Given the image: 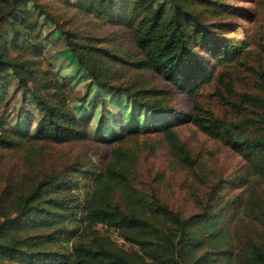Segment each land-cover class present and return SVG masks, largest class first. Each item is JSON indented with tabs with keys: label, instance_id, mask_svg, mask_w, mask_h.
<instances>
[{
	"label": "trees",
	"instance_id": "1",
	"mask_svg": "<svg viewBox=\"0 0 264 264\" xmlns=\"http://www.w3.org/2000/svg\"><path fill=\"white\" fill-rule=\"evenodd\" d=\"M60 1L86 15L128 28L141 55L136 64L161 76L176 90L196 97L198 91L214 79L217 86L209 96L241 118L235 121L219 117L198 100L193 101L190 113H177L149 101L145 95L147 90L130 92L123 84L101 81L97 75L104 59L114 64L119 57L105 47L77 41L69 30L58 29L77 68L86 71L93 82L108 92L104 96L95 95L101 100L102 109L111 99L117 98L115 103L119 104L125 96L134 106L131 111L135 112L138 107L152 116L147 120L148 127L164 118L161 126L164 125L171 153L192 169L196 159L169 125L174 117L180 122L188 121L207 136L220 140L247 162L253 174L264 178V114L257 118L245 116L240 104L249 103L264 109V96L237 93L234 81L226 76L224 68L239 57L243 48L215 31L217 23H209L202 13L183 5L199 2L205 8L217 10L229 8L226 4L217 0ZM48 18L50 15L36 0H0V109L6 102L7 90L16 81L17 89L31 99L39 113L37 129L30 135L18 125L7 127L6 116L0 113V148H13L27 137L57 143L90 137L88 119L78 116L67 105L66 99L73 93L68 81L49 78L48 73L39 76L46 89H52L51 93L62 91L61 102H53L30 90V61L19 60L21 54L40 56L39 32ZM39 60H33V64ZM217 66L222 67L214 75ZM250 72L264 90V69L250 68ZM87 96L82 95L77 100L84 102ZM82 104L79 106H85ZM133 118L129 113L124 124L102 129V134L110 133V137L100 140L122 141L125 136L136 135L140 122L137 115ZM103 123L101 116L98 125ZM104 171L119 182L124 196L136 198L135 210L122 207L115 200L116 193L108 187L97 191L87 201L81 200L75 190L81 180L95 174L91 169L73 165L66 170H55L27 192L19 193L16 197L18 211L0 222V264H264V239L250 234L232 238L219 221L221 209L210 212L202 208L184 216L158 198L136 195L126 169L108 163ZM9 193L6 191L2 200ZM246 196L241 204L243 213L264 226V196L254 191ZM66 223L73 224V228L65 229ZM95 225L118 232L128 248H112L92 239L88 231ZM23 232L34 234L23 237ZM68 241L72 242L69 252L48 248V244Z\"/></svg>",
	"mask_w": 264,
	"mask_h": 264
},
{
	"label": "rangeland",
	"instance_id": "2",
	"mask_svg": "<svg viewBox=\"0 0 264 264\" xmlns=\"http://www.w3.org/2000/svg\"><path fill=\"white\" fill-rule=\"evenodd\" d=\"M217 1L229 8L210 10V7L205 8L199 2L183 5L202 13L209 23H217L215 31L243 48L239 57L224 66L226 76L235 83V91L264 96V90L250 72V68L264 69V0ZM36 2L43 6L50 18L39 32L40 56L35 57V53L19 56V60L30 61L29 88L59 103L63 97L62 91L51 93L52 89H46L39 76L48 73L49 78H65L73 87L72 96H67L70 97L66 99L67 105L78 116L88 119L90 137L62 143L27 137L13 148H0V222L18 211L16 197L19 193L27 192L49 173L66 170L73 165H83L95 173L89 179L81 180L79 188L75 190L81 200L87 201L97 191L108 187L116 193L115 200L122 207L128 211L135 210L138 207L136 198L124 196L119 182L105 174L106 165L113 163L126 169L131 187L141 198H158L184 216L197 213L202 208L210 212L221 209L219 221L232 238L250 234L256 239H264V226L253 216L244 214L241 207L250 191L264 196V178L253 174L240 155L188 121L180 122L174 117L169 125L196 159L192 169L185 167L171 153L165 140L164 125L161 126L164 118L148 127L147 120L150 121L152 116L138 107L135 112L131 111L134 106L125 96L119 104L115 103L117 98L111 99L102 109L101 100H97L95 95L100 93L104 96L108 92L93 82L86 71L77 68L58 29L69 30L77 41L105 47L119 57L120 60L114 64L104 59L105 63L100 66L97 75L101 81L123 84L129 87L130 92L147 90L145 95L149 101H156L157 105L169 107L177 113H190L193 101L198 100L204 108L212 110L219 117L240 120L239 114L209 96L217 86L216 81L213 79L204 85L196 97L180 92L161 76L136 64L141 55L134 46L128 28L86 15L60 0ZM35 59H40L37 64H33ZM221 67L213 68L217 69L214 75ZM16 85L17 82L13 81L7 90L6 102L2 103L0 113L6 116L7 127L18 125L27 129L30 135L37 129L39 113L31 104V99L24 96ZM82 95L88 96L84 102H79L77 98ZM81 103L85 106L80 107ZM240 104L244 107L245 116L257 118L264 114L261 106ZM129 113L134 118L137 115L140 122L137 134L125 136L122 141L102 142L101 138L110 137V133L102 134V129L124 124L128 121ZM101 116L104 123L98 125ZM27 117H30L29 121ZM16 122L19 124H14ZM6 191L10 193L2 200ZM69 228H73V224L66 223L65 229ZM88 232L92 239L112 248H128L119 233L107 227L95 225ZM33 234L23 232L22 236ZM71 244V241L48 244V248L69 252Z\"/></svg>",
	"mask_w": 264,
	"mask_h": 264
}]
</instances>
